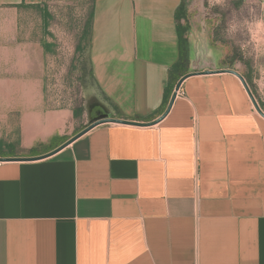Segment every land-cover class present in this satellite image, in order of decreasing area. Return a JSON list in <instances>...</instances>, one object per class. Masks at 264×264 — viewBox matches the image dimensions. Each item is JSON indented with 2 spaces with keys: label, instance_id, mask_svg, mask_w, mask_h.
<instances>
[{
  "label": "crops",
  "instance_id": "crops-1",
  "mask_svg": "<svg viewBox=\"0 0 264 264\" xmlns=\"http://www.w3.org/2000/svg\"><path fill=\"white\" fill-rule=\"evenodd\" d=\"M47 2L0 0L6 109L15 108V77L30 97L35 62L47 53L44 41L18 37V15L50 12ZM182 2L91 0L83 129L104 118L157 123L103 124L47 159L0 163V264H264V118L240 79L190 76L161 119ZM187 37V74L237 71L210 62L200 36ZM70 116L24 113L21 146L47 147L26 157L70 140Z\"/></svg>",
  "mask_w": 264,
  "mask_h": 264
},
{
  "label": "rangeland",
  "instance_id": "rangeland-1",
  "mask_svg": "<svg viewBox=\"0 0 264 264\" xmlns=\"http://www.w3.org/2000/svg\"><path fill=\"white\" fill-rule=\"evenodd\" d=\"M184 2L186 12L182 23L188 27V32L192 31L198 37L200 34L196 24L199 14L207 7V0H184ZM91 4V0H48L47 7L42 9L50 11L47 18H44L43 11L37 9L19 13L18 37L29 36L32 40L44 41L48 44L46 46L43 44L47 53L44 57H37L35 62V70H32L34 75L32 74L30 78L32 82L30 97L29 94L22 92V85L19 83L22 77L18 76L15 77V93L12 96L14 109H6V104L9 103L8 93L0 92V143L4 141L5 145H0V155L2 151L22 157L35 154L31 149L21 146V121L24 113L41 115L44 119L49 113L71 112L64 130L66 138L74 137L85 127L87 118L84 115V96L86 90L93 85V77L88 57L91 35L84 38L83 34L90 27ZM242 4L243 0H229L228 7L222 9L217 6L210 10L207 18L210 22L217 23L209 33L210 47L215 48L218 45L230 47L231 51L223 59L217 56L214 60L213 55L209 60L217 61L220 67H234L237 61L242 62L246 66V70L242 72L249 79L256 100L264 111V95L257 91L253 83V77L258 74L252 59H245L239 46L224 36L228 19L233 11H240ZM244 14L247 15L246 9ZM2 79L4 78L0 77V80ZM7 112L10 117L6 122L3 116ZM9 143L11 147L7 145ZM46 150L47 147H38L36 153H43Z\"/></svg>",
  "mask_w": 264,
  "mask_h": 264
},
{
  "label": "clouds",
  "instance_id": "clouds-1",
  "mask_svg": "<svg viewBox=\"0 0 264 264\" xmlns=\"http://www.w3.org/2000/svg\"><path fill=\"white\" fill-rule=\"evenodd\" d=\"M228 5L229 0H207V7L199 14L196 28L200 34V44L204 48H209V33L217 24L210 22L207 18L210 10L217 6L223 9ZM245 9L247 15L244 14ZM224 36L239 46L245 59H252L258 74L253 77V83L256 85L257 91L264 95V63H262L264 61V0H243L240 11H233L228 19ZM239 37L245 38L240 39ZM211 50L214 52V60L217 56L223 59L231 51L230 47L219 45L215 48L211 47ZM233 66L237 71L246 70V66L240 61H237Z\"/></svg>",
  "mask_w": 264,
  "mask_h": 264
},
{
  "label": "water",
  "instance_id": "water-1",
  "mask_svg": "<svg viewBox=\"0 0 264 264\" xmlns=\"http://www.w3.org/2000/svg\"><path fill=\"white\" fill-rule=\"evenodd\" d=\"M217 73H230L235 75L237 78L240 79V81L242 82L246 92L248 93L254 107L255 110L258 112V114L260 116H262L264 118V111L260 108V105L258 104L256 98L254 97L248 83L246 82L245 78L238 73L237 71L233 70V69H223V70H207L204 72H191L188 73L186 75H184L176 84L174 92L171 96V99L169 101L168 107L165 111V113L163 114L162 118L166 117L168 115V113L170 112L176 97L178 95V92L181 89V86L183 84V82L188 79L190 76L193 75H197V74H217ZM160 121V120H159ZM108 123H120V124H128V125H136V126H140V125H154L157 122H153V123H148V124H139L136 122H131V121H126V120H121V119H114V118H104V119H100L95 121L94 123H92L91 125H89L88 127H86L85 129H83L81 132H79L77 135H75L74 137H72L70 140H68L67 142H65L63 145H61L60 147H58L57 149L53 150L52 152H49L47 154L41 155V156H35V157H1L0 158V163H5V162H15V161H36V160H42V159H47L49 157H52L54 155H56L57 153H59L60 151H62L63 149H65L66 147H68L69 145H71L73 142H75L77 139L81 138L82 136H84L85 134H87L89 131L93 130L94 128L103 125V124H108Z\"/></svg>",
  "mask_w": 264,
  "mask_h": 264
},
{
  "label": "trees",
  "instance_id": "trees-1",
  "mask_svg": "<svg viewBox=\"0 0 264 264\" xmlns=\"http://www.w3.org/2000/svg\"><path fill=\"white\" fill-rule=\"evenodd\" d=\"M185 12H186V4L183 0L180 8L176 12V22H177V30L179 35V50H180V56L178 62L173 65L169 70V82L168 86L166 88V93L164 96V105L168 106L169 101L171 99L172 93L175 89V86L177 82L187 74L188 67H189V42L187 37L188 27L182 23V20L185 18ZM49 17L48 12H44V18ZM92 19H93V13H90V27L86 32H84L83 37L85 38L88 35H91L92 33ZM82 50L83 48H79ZM59 140L58 137L52 138L50 142V146H53L57 141ZM11 147V146H9ZM38 147H46L43 144H40L34 148L31 149L32 153H35L36 155L38 151Z\"/></svg>",
  "mask_w": 264,
  "mask_h": 264
}]
</instances>
